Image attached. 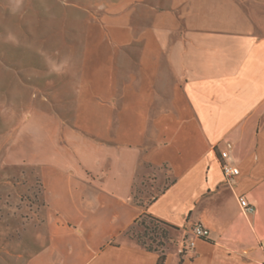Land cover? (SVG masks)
Instances as JSON below:
<instances>
[{
    "label": "crops",
    "instance_id": "crops-1",
    "mask_svg": "<svg viewBox=\"0 0 264 264\" xmlns=\"http://www.w3.org/2000/svg\"><path fill=\"white\" fill-rule=\"evenodd\" d=\"M59 3L73 53L4 155L38 169L48 212L25 264H157L127 235L143 214L177 229L164 264H264V0Z\"/></svg>",
    "mask_w": 264,
    "mask_h": 264
},
{
    "label": "rangeland",
    "instance_id": "rangeland-1",
    "mask_svg": "<svg viewBox=\"0 0 264 264\" xmlns=\"http://www.w3.org/2000/svg\"><path fill=\"white\" fill-rule=\"evenodd\" d=\"M60 1L66 0H0V264H25L46 241L48 212L38 169L10 166L4 155L23 115L53 89L54 54L58 51L67 58L73 53L68 52L73 43L67 37L70 12ZM123 43L111 41L128 53L140 46ZM137 190L136 197H142L143 188ZM144 225L147 230L140 225L133 228L136 241L139 236L141 242L164 253L173 246L175 230L160 225L166 232L162 234L148 219Z\"/></svg>",
    "mask_w": 264,
    "mask_h": 264
},
{
    "label": "built area",
    "instance_id": "built-area-1",
    "mask_svg": "<svg viewBox=\"0 0 264 264\" xmlns=\"http://www.w3.org/2000/svg\"><path fill=\"white\" fill-rule=\"evenodd\" d=\"M220 157L222 159L221 170L224 177L227 180L236 177L239 174L237 167H234L226 162L227 153L221 152ZM239 207L245 215L252 214L254 212V207L247 202L244 197H238ZM210 235V232L203 228L201 225H195L191 229V236L185 241L184 245L179 249V253L183 254L186 251H191L195 249L196 241L199 239H206Z\"/></svg>",
    "mask_w": 264,
    "mask_h": 264
},
{
    "label": "trees",
    "instance_id": "trees-1",
    "mask_svg": "<svg viewBox=\"0 0 264 264\" xmlns=\"http://www.w3.org/2000/svg\"><path fill=\"white\" fill-rule=\"evenodd\" d=\"M145 219H148V220H150L152 223H153V225L156 227L154 230H156L157 228H158V226H164V227H166V228H168V229H172V230H177L175 227H173V226H171V225H169V224H167V223H165V222H163V221H161V220H159V219H157V218H155V217H153V216H151V215H148V214H143L142 216H140V218L138 219V221L136 222L137 224V226L138 225H140V226H145L144 224H145ZM134 228V227H133ZM133 228H131L128 232H127V235L128 236H130V237H132V238H134V236H133V234H132V232H133ZM146 230H147V227H144ZM157 230H162L161 231V233L162 234H165L166 235V232H165V230L164 229H161V228H158ZM135 239V238H134ZM137 241H138V243L141 245V246H143L146 250H148V251H155V252H158L159 253V258H158V261H157V264H164V261H165V254H164V251L163 250H158V249H153L152 247H150V246H147L144 242H141V240H140V237L138 236L137 238Z\"/></svg>",
    "mask_w": 264,
    "mask_h": 264
}]
</instances>
